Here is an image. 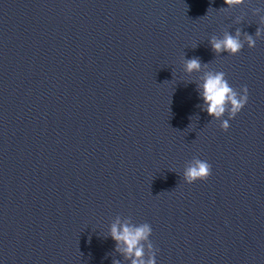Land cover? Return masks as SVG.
Masks as SVG:
<instances>
[{"label": "water", "instance_id": "1", "mask_svg": "<svg viewBox=\"0 0 264 264\" xmlns=\"http://www.w3.org/2000/svg\"><path fill=\"white\" fill-rule=\"evenodd\" d=\"M258 29L264 0H0V264H130L117 216L151 225L157 264H264ZM192 58L248 89L227 132ZM194 158L212 174L187 184Z\"/></svg>", "mask_w": 264, "mask_h": 264}, {"label": "clouds", "instance_id": "2", "mask_svg": "<svg viewBox=\"0 0 264 264\" xmlns=\"http://www.w3.org/2000/svg\"><path fill=\"white\" fill-rule=\"evenodd\" d=\"M247 0H225L227 6H241ZM264 35L258 29L257 36ZM249 48L256 46V40L251 35H246ZM213 50L217 54L228 53L231 56L239 55L244 49L241 32L237 30L235 36L226 33L223 38L214 37L211 41ZM207 65H202L198 58L184 61V68L188 74L201 72ZM198 90L204 102V110L215 121L220 122V127L227 132L230 120L247 106L249 96L245 86L242 92L235 90L228 82L223 71H203L198 82ZM212 174V166L205 160L194 158L183 171L187 184L207 181ZM153 229L149 223H132L131 220H122L119 216L110 225L109 235L116 242V249L123 254L130 264H157V249L151 242ZM115 264H120L116 261Z\"/></svg>", "mask_w": 264, "mask_h": 264}]
</instances>
